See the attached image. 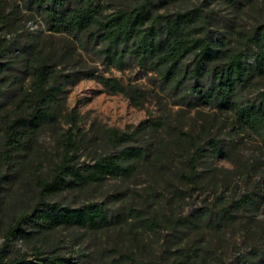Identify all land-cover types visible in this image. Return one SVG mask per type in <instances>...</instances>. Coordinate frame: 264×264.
<instances>
[{
	"label": "rangeland",
	"instance_id": "374dc122",
	"mask_svg": "<svg viewBox=\"0 0 264 264\" xmlns=\"http://www.w3.org/2000/svg\"><path fill=\"white\" fill-rule=\"evenodd\" d=\"M140 1L145 0L108 3L114 11L132 8ZM153 2L158 13L168 15L202 10L211 21L214 36H230L233 45L240 33L264 24V0H238L236 7L229 0ZM0 39L8 47L0 61L9 65L0 78V247L7 240L9 226L37 203L38 181L46 179L53 164L61 160L65 132L80 129L84 138L76 159L80 165L128 147L148 151L129 177H110L103 183L67 189L45 199L73 209L87 203L103 204L111 225L97 231L59 226L37 230L29 239L10 238L13 255H31L36 246L80 264H200L203 258H210L212 264H260L259 258L264 259V141L259 135L236 128L230 113L206 105L190 109L150 68L135 62L123 69L106 66L94 49L76 48L68 55L69 38L52 35L41 17L20 3L0 0ZM32 48L50 54L60 72L55 81L62 87L56 106L59 121L44 125L18 155L13 147L6 149L5 127L8 120L30 111L22 91L30 87L24 58ZM192 60L190 57L187 63ZM87 71L135 84L147 92L148 99L136 106L121 93H111L97 79L86 76ZM261 91L264 76L255 80L253 89L243 92V98L255 100ZM151 120L161 122L162 127L135 135L118 148L108 144L107 130L132 133L142 122ZM189 138L208 152L199 164L200 179L193 189L181 177L189 170ZM213 139L223 153L211 152ZM190 189L193 196L188 195ZM254 193L263 196L258 208L234 210L230 218L222 212L243 195ZM205 208L213 210L205 223H180ZM26 228L30 231L35 226L28 222Z\"/></svg>",
	"mask_w": 264,
	"mask_h": 264
},
{
	"label": "trees",
	"instance_id": "16d2710c",
	"mask_svg": "<svg viewBox=\"0 0 264 264\" xmlns=\"http://www.w3.org/2000/svg\"><path fill=\"white\" fill-rule=\"evenodd\" d=\"M20 3L33 15L41 17L46 30L52 35L69 38L66 44L72 50L94 49L104 65L120 69L132 62L142 68H150L160 76L168 90L177 91L180 101L190 109L209 106L234 117V126L241 131L254 132L264 141V91L257 98L244 99L243 92L255 87V80L264 76V24L250 32L240 33L232 44L229 37L216 38L210 29L211 21L202 10L178 11L173 15L158 13L153 0L136 2L132 8L111 11L108 0H9ZM168 3L189 0H165ZM236 7L238 0H229ZM6 21V20H5ZM234 39V38H232ZM8 47L0 39V57ZM193 57L190 63L187 60ZM26 74L30 75L29 89L22 91L30 111L6 122V149L13 147L18 155L26 150V143L44 126L59 121L57 95L62 91L55 81L60 72L50 54L32 48L25 58ZM9 68L0 61L1 75ZM97 79L111 93H121L134 105L142 106L148 94L137 85L124 84L113 76L96 71L85 72ZM71 122L76 125V117ZM162 127L161 122H142L134 132L109 129L106 132L110 146L118 148L135 138ZM69 129L63 135V155L53 164L46 179L38 181L40 194L37 203L9 226L6 242L0 247V264H80L72 258L49 255L34 247L31 255H13L9 240L29 239L36 231L53 230L59 226H80L97 231L111 225L103 204L87 203L83 208L63 207L45 199L67 189L100 184L110 177H129L135 173L147 154L145 148H125L115 154L99 156L93 163H77L79 144L83 134ZM179 135L189 137L188 133ZM192 153L188 159V171L181 177L195 188L200 179L199 164L207 157L204 146L195 140H187ZM213 154L223 153L216 139L211 141ZM188 195L193 196V190ZM263 200L259 193L245 194L233 204L222 208L227 217L243 207L258 208ZM213 210H197L185 225L199 226L205 223ZM217 214H219L217 212ZM32 222L35 228L28 231ZM260 264L264 263L259 258ZM249 262H247L248 264ZM200 264H212L203 258Z\"/></svg>",
	"mask_w": 264,
	"mask_h": 264
}]
</instances>
